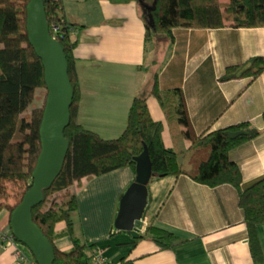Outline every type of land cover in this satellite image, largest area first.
<instances>
[{
  "label": "crops",
  "instance_id": "0c3cea01",
  "mask_svg": "<svg viewBox=\"0 0 264 264\" xmlns=\"http://www.w3.org/2000/svg\"><path fill=\"white\" fill-rule=\"evenodd\" d=\"M63 2L69 17L81 24L76 28L75 51L82 81L80 120L86 126L108 137L122 133L135 95L148 81L152 85L158 70L161 87L178 93L180 147L187 149L207 127L251 120L259 133L236 146L232 156L242 166L245 186L264 176V71L255 78H221L228 65L264 55V25L177 26L174 42L167 34L157 33L146 44V0ZM150 92L151 112L165 122L164 138L172 145L166 113ZM135 177L136 168L126 165L84 177L77 189L80 209L74 215L76 232L96 240L98 249L112 261L255 264L234 184L212 186L187 173L153 176L146 220L156 214L157 226L182 238L172 247H162L152 237L138 238L115 225L122 193ZM10 219V211L0 208V264H30L16 255L15 246L2 236ZM66 226L67 222L61 221L57 229ZM260 234L264 244V223L260 224ZM57 243L62 248L71 247L72 236L62 234Z\"/></svg>",
  "mask_w": 264,
  "mask_h": 264
},
{
  "label": "trees",
  "instance_id": "16d2710c",
  "mask_svg": "<svg viewBox=\"0 0 264 264\" xmlns=\"http://www.w3.org/2000/svg\"><path fill=\"white\" fill-rule=\"evenodd\" d=\"M44 1L51 32L65 48L75 90L70 122L65 128L69 148L63 168L53 185L45 188V198L33 207L34 220L55 245L54 264H96V240L79 235L75 229L74 215L80 209V202L74 184L84 177L91 178L122 166L136 168L135 156L144 150L146 143L157 175L187 173L212 186L229 182L237 187L254 262L262 264L264 244L260 224L264 223V176L245 186L242 166L232 156L236 146L252 139L260 129L248 119L221 127H207L193 138L187 149H182L179 145L182 130L177 111L178 93L174 88L161 87L159 71L156 70L150 94L158 98L166 113L173 144L166 143L165 122L153 116L149 96L141 94H136L132 101L122 133L111 137L101 135L80 120L82 81L75 51L78 43L75 33L81 24L66 13L63 0ZM28 2L0 0V208H7L11 217L34 183L33 172L43 146L41 125L48 94L43 59L29 39ZM146 2L148 11L143 14L146 44L152 42L157 33L167 34L174 42V28L177 26L264 25V0ZM263 71L264 55H255L244 62L228 65L221 78L246 75L255 78ZM36 98L41 99V104L29 111ZM155 216L148 217L138 238L152 237L162 247L179 243L182 238L157 226ZM61 221L67 222L63 230L57 229ZM4 231L13 232L11 219ZM66 233L72 236L73 244L62 248L57 238ZM26 247L31 251L28 245ZM31 253L33 264H39ZM126 261L127 258H122L117 264Z\"/></svg>",
  "mask_w": 264,
  "mask_h": 264
},
{
  "label": "water",
  "instance_id": "95a60500",
  "mask_svg": "<svg viewBox=\"0 0 264 264\" xmlns=\"http://www.w3.org/2000/svg\"><path fill=\"white\" fill-rule=\"evenodd\" d=\"M29 39L42 57L48 88L41 125L42 151L34 169V183L12 212L11 224L16 237L29 246L39 264H54L56 248L34 220L33 207L45 198V188L53 185L61 172L69 148L65 128L70 122L75 90L69 73V61L63 44L50 29L44 0H29L27 4ZM148 81L141 96H148ZM136 177L120 198L115 225L140 236L147 218L149 183L158 173L148 144L135 156Z\"/></svg>",
  "mask_w": 264,
  "mask_h": 264
},
{
  "label": "built area",
  "instance_id": "2783aa9c",
  "mask_svg": "<svg viewBox=\"0 0 264 264\" xmlns=\"http://www.w3.org/2000/svg\"><path fill=\"white\" fill-rule=\"evenodd\" d=\"M2 236L7 241V244H13L15 246L16 255L24 258L26 261H28V263L33 264L31 251L26 247L25 243L16 237L13 232L3 231ZM94 259L96 264H117L115 261H112L101 249H98Z\"/></svg>",
  "mask_w": 264,
  "mask_h": 264
},
{
  "label": "rangeland",
  "instance_id": "374dc122",
  "mask_svg": "<svg viewBox=\"0 0 264 264\" xmlns=\"http://www.w3.org/2000/svg\"><path fill=\"white\" fill-rule=\"evenodd\" d=\"M39 104H41V99L36 98V100L34 101V103H32V104L30 105V107L28 108V110L31 111V109H32L34 106L39 105ZM99 133H100V132H99ZM100 134H101V133H100ZM101 135H103V134H101ZM103 136H104V135H103ZM107 137H108V136H107ZM82 182H83V180L80 181V182H76V183L74 184V189H78V187H80V185L82 184Z\"/></svg>",
  "mask_w": 264,
  "mask_h": 264
}]
</instances>
